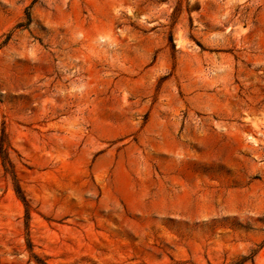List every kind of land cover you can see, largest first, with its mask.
<instances>
[{
  "label": "rangeland",
  "instance_id": "rangeland-1",
  "mask_svg": "<svg viewBox=\"0 0 264 264\" xmlns=\"http://www.w3.org/2000/svg\"><path fill=\"white\" fill-rule=\"evenodd\" d=\"M3 131L0 264H264V0H0Z\"/></svg>",
  "mask_w": 264,
  "mask_h": 264
},
{
  "label": "trees",
  "instance_id": "trees-1",
  "mask_svg": "<svg viewBox=\"0 0 264 264\" xmlns=\"http://www.w3.org/2000/svg\"><path fill=\"white\" fill-rule=\"evenodd\" d=\"M27 19H28V22H27L26 26L31 21L29 15L27 16ZM170 39L172 41V36L170 37ZM12 152H15V151L11 147V145L8 141V138L5 134V132L3 131L1 138H0V160H1V164H2L5 175L10 178L12 185H13V189L15 191V194H16L17 198L22 202V204L25 208V229L27 230V236H29L28 230H29V221L31 218V206H30V203H29L25 193L23 192V190L20 186V182H19L17 174H16L15 164L13 163V160L11 158ZM27 246H28V249L31 251L32 250V244H31V241L29 238L27 239ZM33 258L36 260L37 264H46L44 261L40 260L35 255H33ZM246 261H247V259L243 260V262L238 263V264H243Z\"/></svg>",
  "mask_w": 264,
  "mask_h": 264
}]
</instances>
